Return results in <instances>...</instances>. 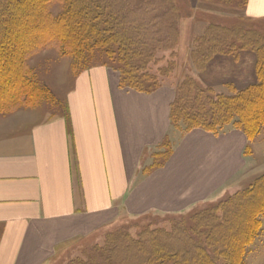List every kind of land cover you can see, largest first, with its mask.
I'll return each instance as SVG.
<instances>
[{
	"label": "crops",
	"instance_id": "crops-1",
	"mask_svg": "<svg viewBox=\"0 0 264 264\" xmlns=\"http://www.w3.org/2000/svg\"><path fill=\"white\" fill-rule=\"evenodd\" d=\"M246 12L264 17V0H248ZM175 95L123 88L117 70L97 65L75 77L62 113H0V264H49L61 245L121 214L181 213L237 176L246 134L194 128L138 177L169 133Z\"/></svg>",
	"mask_w": 264,
	"mask_h": 264
},
{
	"label": "rangeland",
	"instance_id": "rangeland-1",
	"mask_svg": "<svg viewBox=\"0 0 264 264\" xmlns=\"http://www.w3.org/2000/svg\"><path fill=\"white\" fill-rule=\"evenodd\" d=\"M140 1L142 0H107V3L117 6L126 14L123 17H128L121 23L124 29L128 28L125 31H130L131 27L134 34H138V38L142 37V40L150 44V48H155L148 57H144L147 67L143 73H148L145 77L147 86H171L175 89L176 98L180 86L192 79L197 87L216 100L220 96L234 95L237 91L245 90L259 82L256 75L258 57L254 50L240 49L241 44L237 43L235 53L224 50L214 53L205 62V58L201 57L204 51L200 47L198 49L200 40L208 34L209 27L234 30L233 35H243L247 40L254 39L252 36L255 35L252 34L264 38V17L248 16V0H168V4L167 1L164 3V0H148L144 3L145 6L143 5V13L136 10ZM86 2L100 5L102 0ZM31 3V0H27L25 4H17L13 16ZM67 5L57 2L50 6L49 13L55 17L60 16L67 10ZM121 12L120 16L123 14ZM169 12L172 16L163 20ZM15 26L12 24L7 33ZM211 32L217 35L220 31L210 30L209 33ZM136 40L132 39L133 42ZM21 42L23 39H16V46H9L10 64L17 62L20 76H17V79L21 80L29 94L37 89V96L41 100L32 107L21 106L9 114L28 110L30 112L25 114L31 115L30 119L32 115L40 120L50 118L65 111L67 92L72 88L79 73L97 65L106 64L115 70L122 67L115 48L110 52L106 48L82 47L74 51H62L61 48L50 46L33 51L26 49L27 45L22 47ZM4 58L6 57L0 56V64L4 63ZM237 119L235 116L224 124L219 133L235 129ZM187 126L184 120L170 125L167 138L162 144L145 153L138 177L146 175L165 162L171 150L188 132ZM244 155L246 163L240 173L206 202L181 213L151 212L141 216L121 214L94 233L61 245L49 264H108L107 257L115 246L119 247L121 252L116 260L119 264H136L142 260L143 255H138V259H135L136 255L128 251L134 249L139 242L146 241L147 245L151 238L156 239L157 236L160 237L157 240L168 243L180 238L185 239V233L192 234L195 219L199 216L211 217L219 223L221 219L226 222L223 208L236 203L241 193L244 194L240 198L248 196L255 187L257 189L258 181L264 177V122L260 123L257 132L248 138ZM258 218L259 228L254 239L246 246L241 264H264V213L259 214ZM208 228L204 222L200 223L199 230L207 231ZM205 234L204 232L196 235L202 236V245L207 247L209 241ZM213 245L207 247L209 256L223 264L225 259L218 252L215 256ZM176 261L175 257H171L152 264H175Z\"/></svg>",
	"mask_w": 264,
	"mask_h": 264
},
{
	"label": "trees",
	"instance_id": "trees-1",
	"mask_svg": "<svg viewBox=\"0 0 264 264\" xmlns=\"http://www.w3.org/2000/svg\"><path fill=\"white\" fill-rule=\"evenodd\" d=\"M26 1L0 0V56L6 57L4 63L0 64L1 113H9L26 105L32 107L41 100L37 96V89L29 94L21 80L17 79V76L20 77L17 62L10 64L9 46L14 48L16 39H23L21 46L27 45L26 49L33 51L50 46L61 48L62 51H74L82 47L106 48L110 52L115 48L122 62V67L117 70L121 87L141 92L157 89L147 86L145 77L148 73H143L147 67L144 57H148L155 48H150V44L142 40V37L138 38V34L135 35L131 27L130 31H125L128 28L124 29L121 23L128 17H123L126 14L117 6L107 3V0H102L100 5L87 4V0H31L32 3L27 4V7L14 17L13 12L17 4H25ZM147 1H140L136 10L143 13V5ZM166 1L168 4V0H164V3ZM57 2L66 3L68 7L63 14L55 17L49 13V8ZM119 11L123 13L121 16ZM168 16H172L170 12L165 14L163 20ZM10 24L16 26L7 33ZM210 30L220 32L214 35V32L209 33ZM209 32L200 40L198 46V49L200 47L204 51L201 55L205 58L204 61L210 59L214 53L224 50L235 53L236 44L239 43L240 49L250 48L256 52V75L259 82L245 90L237 91L234 95L220 96L215 100L189 79L180 86L171 105V124L184 120L188 124V131L203 128L220 134L221 127L237 116L235 129L242 130L248 139L257 132L259 124L264 122V38L252 34L256 37L252 36L254 39L247 40L243 35H233L234 30L230 31L225 27H209ZM135 38L140 43L133 42L132 39ZM172 152L173 150L168 157ZM257 189L255 187L248 196L242 198L240 196L244 193H241L236 203L223 208L226 222L221 219L219 223L211 217L199 216L195 219L192 234L185 233V239L180 238L168 243L157 240L160 238L157 236L156 239L151 238L147 245L146 241L135 244V250H129L128 253H134L135 259H138V255H143L142 260L136 264H152L171 257L176 258L175 264H219L207 251V247L215 244V256L217 252L222 255L225 259L223 264H241L246 246L254 239L259 228L258 215L264 213V177L258 181ZM233 210H236L235 213L230 215ZM229 216L233 218L230 219ZM201 222L208 225L209 230H199ZM204 232L209 241L207 247L202 245V236L196 235ZM120 253V248L115 246L107 257L108 264H119L116 260Z\"/></svg>",
	"mask_w": 264,
	"mask_h": 264
}]
</instances>
